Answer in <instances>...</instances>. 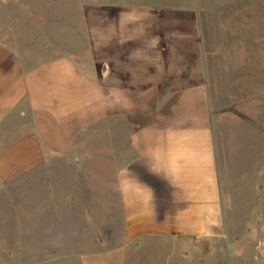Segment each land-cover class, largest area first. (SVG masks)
<instances>
[{
    "label": "crops",
    "instance_id": "0c3cea01",
    "mask_svg": "<svg viewBox=\"0 0 264 264\" xmlns=\"http://www.w3.org/2000/svg\"><path fill=\"white\" fill-rule=\"evenodd\" d=\"M86 1L82 36L73 39L79 56L57 45L64 29L37 21L32 31L11 32V41L0 36V190L94 167L89 180L97 190L79 175L67 193L52 189L67 195L51 202L54 218L74 219L76 204L89 225L90 211L106 208L100 195L113 191L120 229L113 246L93 237L68 258L114 251L134 264H167L177 248L190 246L201 261L227 233V215L232 234L240 221H255L264 196V95L257 113L245 108L243 120L228 125L253 135L242 141L252 144L248 162L232 165L228 146L241 141L221 137L224 125H217L203 76L202 1L159 12L143 0ZM232 171L253 180L238 209L248 218L235 213L231 193L221 187ZM259 252L264 258V238Z\"/></svg>",
    "mask_w": 264,
    "mask_h": 264
},
{
    "label": "rangeland",
    "instance_id": "374dc122",
    "mask_svg": "<svg viewBox=\"0 0 264 264\" xmlns=\"http://www.w3.org/2000/svg\"><path fill=\"white\" fill-rule=\"evenodd\" d=\"M143 1L156 12L181 10L185 6V0ZM200 1L203 8V76L208 79L212 106L222 121L217 125H224L221 137L241 141L228 146L232 152L231 164H246L252 144L245 145L242 141L253 135L243 127L238 129L228 125L242 121L245 108L257 113L260 93L264 95V0ZM123 2L130 6L134 0ZM88 5L86 0H0V36L11 41V32L32 31L37 23L44 29H64V37L59 38L57 45L79 56L83 51L78 45L74 46L73 39L82 36L81 22ZM46 35L50 38V34ZM95 170L90 167V171L84 169L81 174L62 170L54 179L21 180L0 190V264H71L73 259L75 264H134V258L121 259L114 251L96 258H68L73 252L81 254L79 248L93 237L106 240L108 248L117 239L122 211L113 191L100 195L106 208L92 209L89 225L83 226L76 204L71 209L77 214L74 219L66 217L63 222H57L54 218L51 202L67 201V195L54 193L52 189L55 187L67 193L75 178L80 176L86 180L90 191L97 190L98 185L93 179L89 180ZM252 181L237 177V172L233 171L229 177L222 178L221 187L231 193L235 213L238 212L241 219L249 216V211L243 215L238 209L240 199ZM107 183L113 190L111 177L107 178ZM77 200V194L72 193L71 201ZM94 200L98 201V198ZM263 207L261 193L255 221L246 225L240 221L234 227L235 234L227 225L230 220L227 215L228 220H224L227 233L217 240V250L210 256L202 257L200 261L193 257L190 246L179 247L171 253L167 264H264L259 252L260 241L264 238L260 216ZM72 234V241L68 243V236ZM57 237L58 241L55 240ZM69 245L73 251L66 249ZM183 255L186 257L182 258Z\"/></svg>",
    "mask_w": 264,
    "mask_h": 264
}]
</instances>
